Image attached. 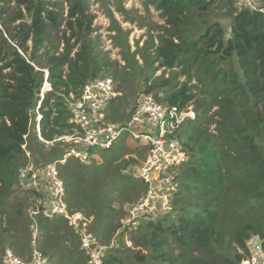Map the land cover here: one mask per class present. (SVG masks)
<instances>
[{"label": "trees", "instance_id": "16d2710c", "mask_svg": "<svg viewBox=\"0 0 264 264\" xmlns=\"http://www.w3.org/2000/svg\"><path fill=\"white\" fill-rule=\"evenodd\" d=\"M143 1L160 11L166 24L149 25L161 30L157 45L148 34L144 45L131 52L126 33L112 20L113 38L125 62L119 66L103 55L98 37L92 35L86 0H69L64 17L60 10L48 7L57 8L58 2L14 0L9 6L10 0H1L8 6L0 5V217L17 189V169L27 160L22 145L32 149L34 142L39 158L46 161L64 151L59 143L43 151L44 143L34 127L38 102L39 132L44 140L66 131V99L70 93L77 95L91 78L109 76L122 83L120 93V88L134 85L135 93H152L158 101L182 109L195 93L188 92L186 83L176 88L174 76L153 78L152 64L158 61V67L169 69L183 64L181 72L187 80L193 70L198 71L197 80L214 90L203 85L201 92H208L210 100L195 102V119L186 120L177 132L190 156L180 168V189L171 211L130 234L124 258L111 251L103 264H238L250 235H258L264 247V13L237 7L232 0ZM117 8L128 14L120 4ZM209 15L217 19L212 21ZM62 22L65 28L60 40H55L53 31ZM44 80L50 84L46 82L44 88L50 86V90L40 97ZM122 97L110 108L113 120L125 119L122 108L128 99ZM212 106L217 109L209 114ZM213 123L216 133L209 129ZM115 158L85 166L70 157L60 169L68 211L94 216L91 229L97 237L117 198L107 196V191L112 194L120 185L131 192L127 199L144 191L143 183L121 171L135 159L122 158V168L114 163ZM25 201L26 197L15 203L20 216L26 211ZM60 223L65 225V220L43 221L45 239L38 248L43 254L47 255V248L51 253L62 251L57 248L64 236L58 233ZM68 236L74 238L71 233ZM10 240L17 244L11 248L25 253L26 243L16 235ZM75 247L78 255L76 241ZM80 264H85L84 258Z\"/></svg>", "mask_w": 264, "mask_h": 264}, {"label": "built area", "instance_id": "2783aa9c", "mask_svg": "<svg viewBox=\"0 0 264 264\" xmlns=\"http://www.w3.org/2000/svg\"><path fill=\"white\" fill-rule=\"evenodd\" d=\"M232 1L237 7L264 13L260 0ZM117 95V83L111 77L88 79L77 95L66 99V131L52 140H44L37 131L45 146L59 143L64 146V151L50 161L28 158L18 167L15 186L31 195L32 199L27 211L31 221L30 250L21 254L7 247L0 256V264H49L48 257L37 246L39 231L35 216L46 219L63 217L77 238L85 264H103L114 243H104L92 231L94 216L68 211L60 169L70 157L85 166L97 162L95 155L98 151L110 149L121 134L143 150L142 158L130 162L125 171L144 185V191L134 202L120 207L121 229L127 233L136 232L143 223L171 211L172 202L180 189V168L190 160L189 152L177 132L186 120L195 119V111L186 107L178 109L158 101L152 93L141 92L136 95L125 119L111 120L110 108ZM22 148L26 154L25 144ZM126 243L130 246L129 241ZM238 264H264V247L258 235L246 238L245 251Z\"/></svg>", "mask_w": 264, "mask_h": 264}, {"label": "rangeland", "instance_id": "374dc122", "mask_svg": "<svg viewBox=\"0 0 264 264\" xmlns=\"http://www.w3.org/2000/svg\"><path fill=\"white\" fill-rule=\"evenodd\" d=\"M10 1L11 3L9 4V6L13 4L14 0H10ZM49 1H51V3L58 2L59 5L57 8H54L53 6H48L50 9H58L62 12V17L66 16L69 0H49ZM260 1L264 5V0H260ZM86 3H87V13L89 16H91V28H93L92 35L98 37L99 48L103 52H105L103 53V55L106 56L110 61H116L119 66L124 65L125 62L122 59L120 48L116 46L113 38L116 32L113 29L114 25L112 24V20H114L116 22V25L123 32L126 33V39L129 44L131 52L135 50L136 46L141 47L142 45H144V43L149 38L148 34L152 36L154 46L157 45L158 42L157 35L161 33V30H158L154 27L149 28V25L156 24L158 26H161L166 24L164 18L160 16V11L155 9L153 5L145 4L143 0H86ZM117 4H120L123 7V9L126 12H128V14L119 10L117 8ZM0 5H5V3L1 2L0 0ZM209 19L214 21L215 19H217V16L209 15ZM195 21L199 22L200 17H197ZM220 21L224 24L227 23V20L220 19ZM17 23H18L17 21L12 23L11 26L9 27L10 30H13V27ZM64 28L65 25L64 22H62V24L59 26V30L53 31L54 33L53 35H55L54 36L55 40H60L61 30H63ZM66 34L68 35L69 31H67ZM72 41L73 39L70 40V42ZM28 46L29 48H31L30 41H28ZM62 48H63V44L59 42V46L57 48L58 51H61ZM74 51L75 49L73 50V52ZM135 58L138 64L142 65V59L139 57L138 54H135ZM152 66L156 69L152 72L153 78L160 75H162L163 77L174 76L176 80V85H175L176 88L180 87L182 83H186L189 89L188 92H192L193 94L195 93V97L193 98V100L189 102L186 108L194 110V107L196 105L195 102L204 104L206 101L210 100V96L208 92L202 93L201 89L203 85L207 87V90H211L212 88L197 80V77L199 76L198 71L193 70L190 79L187 80L186 75L181 72L183 68V64L175 65L173 68L169 69L165 67H158V61H154ZM170 73H175V74H170ZM46 75H47V70H45V77ZM138 81L139 80L135 79L134 83H138ZM204 81L207 82V79ZM46 82L47 81L44 80L43 86L39 94L40 97H42L44 92L50 90V86L49 88H44ZM116 83H117V88L119 89V87L121 86L120 84L122 83L120 81H117ZM134 88H135L134 85H132L130 88H124V89L120 88L122 96L124 97L126 96L125 99H128L127 107L125 108L123 105L124 108H122V110L125 109L124 111L125 117H127L128 111L132 106L133 101L137 95V93H135L133 90ZM121 93L118 90L117 97H119ZM71 95L73 96V94L70 93L69 97ZM159 95H162V93H159ZM117 97L113 102V104L115 105L120 103V101L124 99L123 97L122 98L121 97L117 98ZM216 109H217L216 106H212L209 111V114L213 113ZM40 116L41 115L36 108V110L34 111V122H35L34 127L36 132L39 131L38 120L40 121L41 118ZM109 118L113 120L112 115H109ZM215 118L218 117L215 116ZM31 128L32 127L30 126V130ZM209 129L212 133H216V131L214 130L215 123L211 124L209 126ZM25 141H27V138ZM31 146L32 149H29L27 148V146H25L26 149L25 155L26 157L28 156L27 159L28 158L38 159L39 155L36 148L37 147L36 144L34 142H31ZM51 146L53 145H47V146L44 145L43 151L45 153L48 152ZM142 155H143V150L141 148L139 149L138 146H136V144L131 140H128L127 137L123 138L121 134V136L115 142V145L112 149L98 151V153L95 155L97 156V162H95V164H93L92 166L104 163L105 161H107L112 157H117L115 158L114 163L123 168L124 162L122 161V158L129 160L132 157L135 160H139L142 158ZM125 168L121 170L123 174L127 173L125 171ZM113 188L114 186H110V189ZM14 191L15 193L12 197V200L8 203L9 206L7 207V210L0 217V225L2 227L0 228V256L3 250L7 247L17 248V244H13L10 240V237L12 235H16L18 240L20 239L21 241L26 243L24 245L25 254H27L30 250L29 238H27V236L25 237V234L28 235L31 224L27 211L32 202V199L29 194L24 193L21 190L15 189ZM130 193L131 192H129L126 188L121 187L120 185L116 187V189L112 194L109 191L106 192L107 196L111 198L117 196V198L113 199V201L111 202V208H113V210L111 209V211L108 213L105 219V223H103L101 227L100 234L102 236L101 235L98 236L106 244L113 242L114 247L112 249H109L108 252L111 251L115 252L121 258H124L127 254V252L123 248L128 246L126 241L130 242L129 236L131 233H127L120 227L119 218L122 217V210H120V207L122 208L123 205L132 203V201L133 200L135 201V199H137V197L140 195V194L136 195L134 199H127L126 197L130 195ZM25 197H26V201L24 202V204L26 205L28 204V205L27 208L25 206L26 211L24 210L23 216H20L18 213H16L17 204L15 205V203H17L18 200L23 201ZM115 206H117L118 208H115ZM53 219L65 220L61 216H56L52 219H46L43 218L42 216H35V223L39 231V236L37 237V246L39 249L42 242L45 239L44 238L45 235L43 231V221L49 222L50 220ZM32 222L34 223L33 220ZM93 223H95V219ZM67 225H68L67 221H65V225L61 223L57 224L58 233L64 235L62 243L59 246H57V248H63V249L61 252H55V253H51L50 248L46 249L47 252L46 256L48 257L49 264H80L82 262V259L84 258L83 253L79 249H78L79 254L77 255V249L75 247V241L77 242V238L73 234L71 228H69ZM69 233H71L74 236V238L72 239L69 238L68 236ZM231 247H234V243L231 244ZM64 251L66 252L65 254ZM237 251L240 252L239 249Z\"/></svg>", "mask_w": 264, "mask_h": 264}]
</instances>
